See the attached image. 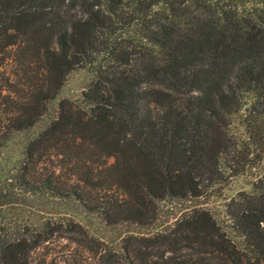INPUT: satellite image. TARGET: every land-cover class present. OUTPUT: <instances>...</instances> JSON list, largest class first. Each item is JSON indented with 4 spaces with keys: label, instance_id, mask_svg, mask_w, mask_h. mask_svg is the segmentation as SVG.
<instances>
[{
    "label": "trees",
    "instance_id": "16d2710c",
    "mask_svg": "<svg viewBox=\"0 0 264 264\" xmlns=\"http://www.w3.org/2000/svg\"><path fill=\"white\" fill-rule=\"evenodd\" d=\"M6 61L0 161L38 128L0 168V264H58L60 241L79 252L61 264H264V0H0ZM252 170L224 205L238 243L199 205L111 250L90 231L150 225L157 202Z\"/></svg>",
    "mask_w": 264,
    "mask_h": 264
},
{
    "label": "rangeland",
    "instance_id": "374dc122",
    "mask_svg": "<svg viewBox=\"0 0 264 264\" xmlns=\"http://www.w3.org/2000/svg\"><path fill=\"white\" fill-rule=\"evenodd\" d=\"M14 66L6 61L0 66V86L4 85L5 80L10 79V73L14 70ZM84 73L75 72L69 75L68 80L62 90L61 96H76L83 86ZM6 92L3 91L2 95ZM1 102V101H0ZM53 105L49 104V112ZM4 125V118L0 113V135L2 126ZM38 126L29 132L15 135L12 139L8 140L3 148L2 160L0 161V168L3 170L9 169L17 160L21 157L22 146L26 141V138L33 135ZM254 170L246 172L245 174L232 178L228 183L223 186L217 187L213 191H209L206 195L195 199L185 201H169L163 200L157 202L155 220L147 226H135V225H120L117 227L107 228L99 223L97 220L90 221V231L93 235L98 236L104 240V245L110 250L118 246L123 238L129 235L147 236L155 231H161L168 227H171L176 223L178 219L193 205H199L209 209L219 226L235 243H238L240 239L231 229L230 221L225 213V204L229 198L237 193H251L253 182ZM125 244V243H124ZM68 246V247H67ZM55 252L51 258L55 263L61 264L62 261L74 263L79 261V252L75 251V247L69 245L65 241H60L57 246L53 247ZM61 251V252H58ZM84 264H107L98 254L96 256L83 254Z\"/></svg>",
    "mask_w": 264,
    "mask_h": 264
}]
</instances>
